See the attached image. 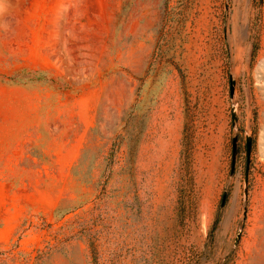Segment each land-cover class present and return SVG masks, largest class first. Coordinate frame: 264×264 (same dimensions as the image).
Segmentation results:
<instances>
[{
    "label": "rangeland",
    "instance_id": "1",
    "mask_svg": "<svg viewBox=\"0 0 264 264\" xmlns=\"http://www.w3.org/2000/svg\"><path fill=\"white\" fill-rule=\"evenodd\" d=\"M0 264H264V0H0Z\"/></svg>",
    "mask_w": 264,
    "mask_h": 264
},
{
    "label": "water",
    "instance_id": "2",
    "mask_svg": "<svg viewBox=\"0 0 264 264\" xmlns=\"http://www.w3.org/2000/svg\"><path fill=\"white\" fill-rule=\"evenodd\" d=\"M231 92L233 93L234 91V80H231ZM237 121V117L236 114H233V122L234 125L236 124ZM251 149H252V136L251 135H247L246 136V154H247V166H246V171H245V184H247L248 182V174H249V157H250V153H251ZM238 150H239V146H238V135H234L233 140H232V165H231V172H234L235 169V161H236V156L238 154ZM247 186H245V194H247ZM225 200H226V193L223 195L222 200H221V207H223L225 205ZM240 238V234H238L237 236V240L236 243L238 242Z\"/></svg>",
    "mask_w": 264,
    "mask_h": 264
},
{
    "label": "trees",
    "instance_id": "3",
    "mask_svg": "<svg viewBox=\"0 0 264 264\" xmlns=\"http://www.w3.org/2000/svg\"><path fill=\"white\" fill-rule=\"evenodd\" d=\"M258 50H259V44L256 43V44H254V46H253V50H252V59H254V58L256 57ZM227 196H228V194H226V200H227ZM226 200H225V203H226Z\"/></svg>",
    "mask_w": 264,
    "mask_h": 264
},
{
    "label": "bare ground",
    "instance_id": "4",
    "mask_svg": "<svg viewBox=\"0 0 264 264\" xmlns=\"http://www.w3.org/2000/svg\"><path fill=\"white\" fill-rule=\"evenodd\" d=\"M235 201H236V200H235V198L233 197V199H232L231 202H230V204H231V205H230L231 208L229 207L230 209H233V208H234V206H235ZM229 213H230V212H229ZM227 215H228V214H227ZM226 220H227V218H226Z\"/></svg>",
    "mask_w": 264,
    "mask_h": 264
}]
</instances>
